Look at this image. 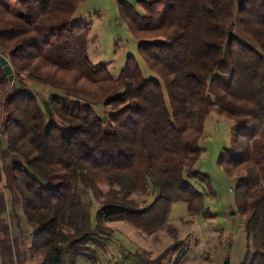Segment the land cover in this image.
I'll use <instances>...</instances> for the list:
<instances>
[{"label": "trees", "instance_id": "16d2710c", "mask_svg": "<svg viewBox=\"0 0 264 264\" xmlns=\"http://www.w3.org/2000/svg\"><path fill=\"white\" fill-rule=\"evenodd\" d=\"M83 1L0 0V49L13 75L0 65L1 92L11 87L1 105V137L22 160L12 184L35 228L30 256L40 264H124L100 261L113 237L105 223L126 221L149 235L166 229L174 238V203L208 215L189 179L205 180L194 165L205 119L215 111L234 121L218 163L235 175V205L249 241L241 264H264V0H138L144 14L122 4L157 78L131 57L117 77L93 66L90 23L69 21ZM237 24L252 44L231 33ZM33 82L47 87V96L31 91ZM98 104L111 109L107 117L97 114ZM80 185L100 201L93 220ZM150 192L144 206L132 197ZM177 249L173 242L154 258H134L162 264Z\"/></svg>", "mask_w": 264, "mask_h": 264}, {"label": "rangeland", "instance_id": "374dc122", "mask_svg": "<svg viewBox=\"0 0 264 264\" xmlns=\"http://www.w3.org/2000/svg\"><path fill=\"white\" fill-rule=\"evenodd\" d=\"M238 4L240 0H237ZM122 4L134 9L140 14L145 9L138 0H85L79 3L69 17L72 23H90L87 37V52L95 68L105 65L112 76L117 77L125 67L127 59L133 58L141 67L146 77L157 78L139 51L140 40L132 32L128 20L124 17ZM231 33L252 44L242 36L239 25ZM1 55L5 56L0 49ZM6 57V56H5ZM24 82V81H23ZM18 84V81L15 82ZM34 83V82H33ZM28 84V83H27ZM31 91L47 96L48 88L29 83ZM0 89V139L4 117L2 103L11 92ZM40 102L44 98L40 97ZM47 100V99H45ZM57 107H55L56 109ZM97 114L105 118L111 112L102 104L94 105ZM54 120L60 124L57 117ZM234 121L215 111L209 113L204 122V130L200 139L201 153L194 165L205 175V180L190 178L189 182L202 193L203 210L208 213L192 215L188 212L185 202L172 205L168 218V226L172 232L161 229L153 234H145L126 221L115 220L105 223L113 231L111 242L105 250L99 251L100 261L107 258L121 260L124 264H142L134 258V254H142L146 258L158 256L167 246L177 242V250L170 253L162 264H221L228 257L229 264H241L245 258L249 244L243 216L238 213L235 205L234 185L235 175H228L218 163L220 152L230 147L233 135ZM1 141V140H0ZM105 191L106 185H100ZM83 200L92 212V220L100 206L99 199L91 189L80 185ZM139 206L152 201L154 194L132 196ZM33 238V237H32ZM32 238L27 239L25 246ZM146 254H143V252ZM132 258V259H131ZM128 260V261H127ZM40 257L28 259L25 264H40ZM77 264H91L79 260Z\"/></svg>", "mask_w": 264, "mask_h": 264}, {"label": "crops", "instance_id": "0c3cea01", "mask_svg": "<svg viewBox=\"0 0 264 264\" xmlns=\"http://www.w3.org/2000/svg\"><path fill=\"white\" fill-rule=\"evenodd\" d=\"M0 140V264H25L32 259L30 242L26 249L22 245L34 236L35 228L23 216L20 198L12 184L13 167L22 160L9 152L6 140Z\"/></svg>", "mask_w": 264, "mask_h": 264}, {"label": "water", "instance_id": "95a60500", "mask_svg": "<svg viewBox=\"0 0 264 264\" xmlns=\"http://www.w3.org/2000/svg\"><path fill=\"white\" fill-rule=\"evenodd\" d=\"M0 65L3 67V72L5 76H8V78L11 80L13 78L12 75V68L8 62V59L0 54ZM15 92H19V90H13L12 94H14ZM42 104L45 108V111L47 112V114L49 116L52 115V110H51V106H50V102L48 100H42ZM221 264H229V258L226 257L223 262Z\"/></svg>", "mask_w": 264, "mask_h": 264}]
</instances>
